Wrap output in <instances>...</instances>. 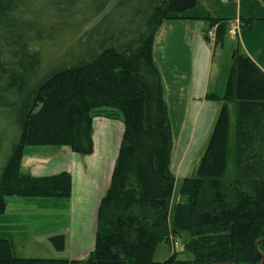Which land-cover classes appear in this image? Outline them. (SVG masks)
<instances>
[{
	"label": "trees",
	"instance_id": "16d2710c",
	"mask_svg": "<svg viewBox=\"0 0 264 264\" xmlns=\"http://www.w3.org/2000/svg\"><path fill=\"white\" fill-rule=\"evenodd\" d=\"M33 1L0 0V96L18 100L19 129L0 175V216L7 198H71L70 174L21 173L25 148L66 146L89 156L95 117L121 120L125 131L89 257L19 258L12 241L0 238V264H262L256 245L264 255V71L239 48L232 52L224 94L208 97L222 105L196 176L184 181V199L171 208L172 130L153 45L162 24L185 18L197 0H42L54 1L44 15ZM202 19L205 40L216 28L215 46L223 45L232 21ZM70 31L75 43L47 69V45ZM183 233L194 260L156 262L167 237ZM50 242L65 250L63 235Z\"/></svg>",
	"mask_w": 264,
	"mask_h": 264
},
{
	"label": "crops",
	"instance_id": "0c3cea01",
	"mask_svg": "<svg viewBox=\"0 0 264 264\" xmlns=\"http://www.w3.org/2000/svg\"><path fill=\"white\" fill-rule=\"evenodd\" d=\"M199 6L197 0L196 8ZM203 10L204 15L210 14ZM202 18V15L188 12L183 19L165 21L153 45V59L162 76L171 123L173 151L174 148L192 151L195 158L205 149L222 105L220 101L208 97L224 94L227 74L225 53L220 51L217 55L216 40H205L207 22ZM224 45L221 47L223 51ZM245 55L264 71L263 61L251 54ZM124 131L122 121L95 117L94 151L89 156L77 154L66 146L25 148L22 174L47 178L68 173L72 181L68 201L71 218L66 232L60 234V230H52L50 236L45 233L39 235L41 238L37 241L32 238L25 241L32 246L46 247V244L52 246L50 238L63 235L68 259L84 260L89 257L96 244L100 203L111 185ZM54 232L59 234L52 235ZM11 241L16 252L17 244L13 238Z\"/></svg>",
	"mask_w": 264,
	"mask_h": 264
},
{
	"label": "rangeland",
	"instance_id": "374dc122",
	"mask_svg": "<svg viewBox=\"0 0 264 264\" xmlns=\"http://www.w3.org/2000/svg\"><path fill=\"white\" fill-rule=\"evenodd\" d=\"M198 1L201 6L191 10L190 12H192V15H202L204 17L205 13L203 14L202 10L205 9L210 13L209 16L213 19H227L231 20L232 23H235L241 20V16H244L252 21V25L249 26V28L241 27L239 29V39H232L229 36L226 37L227 40L224 42V51L222 50L223 48L221 49L222 45L217 48V55L222 51L226 56L224 63L227 74L225 78H227L231 66L232 52L237 48H239L241 53L251 54L264 62V1ZM53 2L54 1L34 0L33 5L37 8L43 7L45 10L43 13L44 15L50 10ZM56 14V10L49 11V20H56ZM232 26H235V24ZM74 35L75 32L70 31L60 40L59 43L55 42L54 46H51L50 44L47 45L48 48L45 49L42 54L46 61L45 65L49 66L47 69L61 63L62 59L60 57L64 53H67L68 48L76 41ZM17 105L18 100L11 97V93L0 96V175L11 153L12 144L19 136V129L15 124ZM111 120L121 121L117 119ZM177 149L178 148H174L173 151L172 148L170 161V172L175 178V188L171 201V208H173L178 202L183 201L182 185L187 178L196 176L200 160L205 151V149H203L204 151L202 150L197 158H195L193 153H191L192 151L189 152L184 149ZM183 154L187 155L184 156ZM231 166L232 163L230 162V167ZM68 203L69 202L57 199L42 200L16 197L7 198L6 212L0 216V238H6L10 241L11 238H13L15 240L17 244L16 255L19 258L68 259V250L57 252L50 244H46V247H38L35 245L32 246L28 241H25V239L29 238L37 241L38 238H41L39 235L45 233L50 236L49 234L52 230H60V234L65 233L67 224L70 222L71 218ZM56 234H59V232ZM56 234L54 232L52 235ZM191 241V237L188 233H183L182 238H177L170 234L169 237H167L166 242L158 247L154 257L155 261L161 263L171 258H176L179 261H193L192 254H190L184 246L185 243ZM23 248H25V250Z\"/></svg>",
	"mask_w": 264,
	"mask_h": 264
},
{
	"label": "built area",
	"instance_id": "2783aa9c",
	"mask_svg": "<svg viewBox=\"0 0 264 264\" xmlns=\"http://www.w3.org/2000/svg\"><path fill=\"white\" fill-rule=\"evenodd\" d=\"M234 24H235V26H233V27L229 30L228 35L231 36V37H234V38H235L236 36H238L239 29H240L241 25H240V22H239V21L235 22ZM215 31H216V28H213V29L210 30L209 33H208L209 39H210L212 42L215 40V37H216V36H215Z\"/></svg>",
	"mask_w": 264,
	"mask_h": 264
},
{
	"label": "water",
	"instance_id": "95a60500",
	"mask_svg": "<svg viewBox=\"0 0 264 264\" xmlns=\"http://www.w3.org/2000/svg\"><path fill=\"white\" fill-rule=\"evenodd\" d=\"M260 243H261V242H258V243H257V245H256V249H257L259 255H260V256L262 257V259H263L262 264H264V255L259 251V245H260Z\"/></svg>",
	"mask_w": 264,
	"mask_h": 264
}]
</instances>
